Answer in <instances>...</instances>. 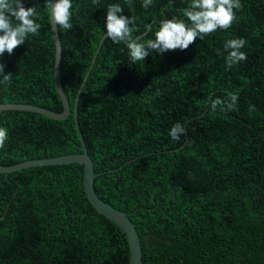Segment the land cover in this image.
I'll return each instance as SVG.
<instances>
[{"label":"trees","instance_id":"obj_1","mask_svg":"<svg viewBox=\"0 0 264 264\" xmlns=\"http://www.w3.org/2000/svg\"><path fill=\"white\" fill-rule=\"evenodd\" d=\"M22 2L36 6L40 34L0 57L13 76L10 84H0V104L61 113L50 14L45 0ZM189 2L153 0L146 10L143 0H134V8L125 0H72L73 28H57L70 113L55 120L0 111V127L9 136L0 165L83 151L74 102L105 37L110 4L135 17L133 36L146 42L161 20H186L180 10ZM241 4L228 31L184 51H150L135 64L126 43L104 38L80 92L77 121L97 174L95 193L132 222L141 264H264V0ZM236 38L246 40L240 51L248 59L229 69L224 45ZM228 93L238 95L236 110L213 111L211 101ZM176 123L186 129L179 141L169 135ZM129 260L123 229L88 201L81 164L0 173V264Z\"/></svg>","mask_w":264,"mask_h":264},{"label":"clouds","instance_id":"obj_2","mask_svg":"<svg viewBox=\"0 0 264 264\" xmlns=\"http://www.w3.org/2000/svg\"><path fill=\"white\" fill-rule=\"evenodd\" d=\"M99 2L100 0H92L94 5ZM125 2L134 8V0ZM152 4L153 0H143L142 7L147 10ZM44 7L51 15L55 27L64 30L73 28L72 0H45ZM242 7L241 0H190L188 6L180 10L186 20L175 16L163 19L154 39L141 42L142 37L133 36L135 17L123 15L124 9L118 3H113L106 11L105 38L114 44L126 43L130 59L135 64L144 61L150 51L161 55L169 51H184L198 39L203 40L217 31H228L237 22L236 10ZM13 18L17 23H13ZM37 18L36 6L26 8L22 0H0V57L5 54L13 55L14 50L23 46L30 35L40 34L41 25L36 22ZM246 43L244 38L226 41L224 50L228 55L225 60L229 69L248 59L247 54L240 51ZM4 69L5 65L0 63V76L3 77L0 84H10L13 76L5 73ZM237 102L238 95L228 93L225 100H212L210 106L213 111L220 107L221 111L228 112L236 110ZM252 108L254 106L250 110ZM169 135L173 141H179L182 135H186V129L176 123L170 129ZM8 138V130L0 127V149L5 148Z\"/></svg>","mask_w":264,"mask_h":264},{"label":"water","instance_id":"obj_3","mask_svg":"<svg viewBox=\"0 0 264 264\" xmlns=\"http://www.w3.org/2000/svg\"><path fill=\"white\" fill-rule=\"evenodd\" d=\"M50 24H51V31L52 37L55 46V66H54V84L56 87V91L60 97L62 102L63 111L61 113H55L48 109L37 107L33 105L27 104H16V103H7V104H0V111H27V112H34L40 115H44L51 119L61 120L67 117L70 113V103L68 98L66 97L62 83H61V46H60V39L58 35L57 27L53 25L52 17L50 15ZM105 37H102L99 45L95 51V54L92 58L91 64L89 66L88 71L83 78V82L79 88L77 96L74 102V121L76 125V129L81 140L83 151L81 153L57 156L52 158H44V159H35V160H28L13 166H2L0 165V173L9 174L21 169L29 168V167H42V166H56V165H64V164H81L83 166V187L85 195L92 205V207L102 216L112 220L118 226H120L126 237L129 244L130 249V260L129 264H141L142 263V248L140 244L139 235L133 226L132 222L129 220L125 212L120 211L119 209L114 208L110 204L101 200L94 190V180L97 174L94 172V165L92 159L89 157L87 153V149L85 147V143L79 131V125L77 121V104L80 97V92L83 89L85 82L90 74V71L95 63V59L97 54L100 51V48L103 44ZM108 171V172H113Z\"/></svg>","mask_w":264,"mask_h":264},{"label":"bare ground","instance_id":"obj_4","mask_svg":"<svg viewBox=\"0 0 264 264\" xmlns=\"http://www.w3.org/2000/svg\"><path fill=\"white\" fill-rule=\"evenodd\" d=\"M168 134V133H167Z\"/></svg>","mask_w":264,"mask_h":264}]
</instances>
